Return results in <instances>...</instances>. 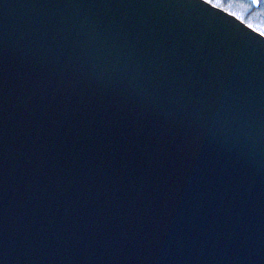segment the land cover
Instances as JSON below:
<instances>
[{
	"label": "water",
	"instance_id": "95a60500",
	"mask_svg": "<svg viewBox=\"0 0 264 264\" xmlns=\"http://www.w3.org/2000/svg\"><path fill=\"white\" fill-rule=\"evenodd\" d=\"M0 264H264V37L202 0H0Z\"/></svg>",
	"mask_w": 264,
	"mask_h": 264
},
{
	"label": "snow or ice",
	"instance_id": "6c2138e0",
	"mask_svg": "<svg viewBox=\"0 0 264 264\" xmlns=\"http://www.w3.org/2000/svg\"><path fill=\"white\" fill-rule=\"evenodd\" d=\"M204 5L209 6L212 9H217L219 12L227 13V15L235 17L242 24L246 23V17L244 10L249 8H261L264 7V0H231V2L225 4V0H202ZM247 28L256 32L260 37H264V27H256L252 23H246Z\"/></svg>",
	"mask_w": 264,
	"mask_h": 264
},
{
	"label": "trees",
	"instance_id": "16d2710c",
	"mask_svg": "<svg viewBox=\"0 0 264 264\" xmlns=\"http://www.w3.org/2000/svg\"><path fill=\"white\" fill-rule=\"evenodd\" d=\"M231 2V0H225V4ZM239 2H244V0H240ZM244 15L246 17V22L247 23H252L254 25H256L257 27H264V18H262L261 16L258 17L255 14L258 12H262L263 16H264V7L261 8H249V9H245L244 10Z\"/></svg>",
	"mask_w": 264,
	"mask_h": 264
},
{
	"label": "rangeland",
	"instance_id": "374dc122",
	"mask_svg": "<svg viewBox=\"0 0 264 264\" xmlns=\"http://www.w3.org/2000/svg\"><path fill=\"white\" fill-rule=\"evenodd\" d=\"M240 1V0H239ZM243 1V0H242ZM245 13V12H244ZM246 14V13H245ZM256 16H258V17H262V18H264V16H263V14H262V12H258V13H256L255 14ZM256 26V25H255ZM257 27V26H256Z\"/></svg>",
	"mask_w": 264,
	"mask_h": 264
}]
</instances>
